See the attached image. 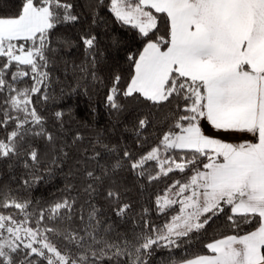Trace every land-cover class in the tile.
Returning a JSON list of instances; mask_svg holds the SVG:
<instances>
[{"label":"snow or ice","instance_id":"obj_1","mask_svg":"<svg viewBox=\"0 0 264 264\" xmlns=\"http://www.w3.org/2000/svg\"><path fill=\"white\" fill-rule=\"evenodd\" d=\"M76 7L73 0H15L0 14V165L22 167L25 189L44 181L41 172L51 179L70 158L66 149L83 140L76 134L71 145L58 144L33 99L49 81L53 30L82 23ZM87 9L91 24L78 41L62 40L83 49L72 65L80 74L73 92L105 88V110L117 124L130 116L124 129L141 146L145 131L157 128L154 114L166 108L164 130L146 152L125 147L111 164L105 153L116 148L97 134L91 154L84 149L75 161L81 167L68 173L81 175L80 203L62 196L37 211L0 183V264H148L157 247L179 248L220 217L232 234L207 242L210 254L173 264H264V0H88ZM97 9L132 33L135 50L120 35L101 48L93 25L107 20ZM63 116L53 113L59 131ZM221 134H252L256 142H226ZM125 170L141 184L182 174L155 198L158 214L175 212L163 226L127 199Z\"/></svg>","mask_w":264,"mask_h":264},{"label":"trees","instance_id":"obj_2","mask_svg":"<svg viewBox=\"0 0 264 264\" xmlns=\"http://www.w3.org/2000/svg\"><path fill=\"white\" fill-rule=\"evenodd\" d=\"M77 5L76 12L81 15L82 23L77 26L60 25L53 30L51 34V49L48 52L50 77L46 88H42L41 93L37 94L33 99L35 106L46 116L48 123V130L53 132L58 137V144L67 143L71 145L72 138L76 134L83 137L76 146L70 147L66 150L70 152V158L62 165L53 167V174L51 179L45 173L43 182L36 184L31 189H25L20 186L18 178L24 174L22 167L14 168L12 171L6 165H0V183L8 184L17 195L18 199H30L33 201L31 209L39 210L41 207H46L51 202L62 196H77L78 203L83 202L86 194L82 191L83 181L79 172L69 176L70 170L81 167L76 165L75 161L81 159V153L84 149H89L91 154V145L95 140L97 134L103 135L104 143L109 146H114L116 151L112 154L105 153V158L109 164L115 162V159L120 157L125 147L134 155L146 152L157 143L158 130H164L163 124L159 121L163 120L164 113L167 109L155 113L158 123L157 128H149L141 140L145 141L141 146L136 137L131 131H125L124 124L128 123L131 126V117L122 120L121 123H116L114 118L109 116V113L103 106V94L105 88L99 84L91 85L87 88L81 86L77 92L73 89L77 88L79 73L74 72L72 65L79 64L83 60V49L79 47L69 48L68 45L62 43V40L67 39L73 42L78 41V35L81 28H86L91 24L89 19L87 3L88 0H73ZM15 0H0V14H9L13 10ZM102 17L107 20L106 24L99 26L93 25L94 31L100 38V46L104 48L110 43L109 37L112 35H120L126 42L127 46L135 50L137 41L133 39L130 31H125L115 24L106 9L96 10ZM123 56V53L120 54ZM106 56H116L115 52H106ZM125 68V77L127 78V66ZM30 84L31 81H28ZM83 85V81H80ZM85 91L87 95H85ZM43 95H47V101L42 99ZM131 110V109H130ZM61 111L63 116V131H59V125L54 121L53 113ZM43 148V144H41ZM101 150V149H98ZM102 151V150H101ZM101 160L100 163H104ZM88 167H94V162H89ZM149 171H154L152 162L147 166ZM99 174V170H97ZM14 177H16L14 179ZM120 178L124 181L127 187V199L131 200L139 212L142 208H149L147 218L156 226H163L171 215L175 212L169 211L166 214H158L155 211L154 201L156 196L162 195L165 189L176 179H181L182 174L178 172L170 173L167 177H161L159 180L148 184L144 181L143 184L128 173L126 170L120 173ZM72 183L75 185V190L70 194L66 191L65 185ZM98 202V201H97ZM177 210H178V206ZM30 209V210H31ZM140 225L143 221L137 216ZM232 234L230 229L225 227L223 217L214 218V222L207 227L206 231L201 234H196L191 240H186L179 248H165L157 247L151 256L147 257L148 264H173L174 261H179L183 258H193L196 255L210 254L204 245L223 235ZM161 244H163L161 242Z\"/></svg>","mask_w":264,"mask_h":264},{"label":"rangeland","instance_id":"obj_3","mask_svg":"<svg viewBox=\"0 0 264 264\" xmlns=\"http://www.w3.org/2000/svg\"><path fill=\"white\" fill-rule=\"evenodd\" d=\"M236 135L240 136V139L232 137L231 134H228V135L221 134L220 138L226 142H231V143H239L243 141H248V142H253V143L256 142L255 137L252 136V134H236Z\"/></svg>","mask_w":264,"mask_h":264},{"label":"crops","instance_id":"obj_4","mask_svg":"<svg viewBox=\"0 0 264 264\" xmlns=\"http://www.w3.org/2000/svg\"><path fill=\"white\" fill-rule=\"evenodd\" d=\"M232 137L240 139V136L237 135H232Z\"/></svg>","mask_w":264,"mask_h":264}]
</instances>
